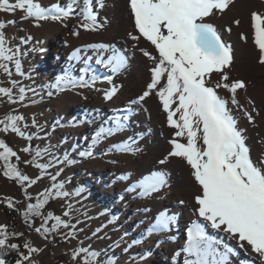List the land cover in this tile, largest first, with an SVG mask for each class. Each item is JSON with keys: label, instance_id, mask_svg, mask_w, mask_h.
I'll list each match as a JSON object with an SVG mask.
<instances>
[{"label": "snow or ice", "instance_id": "obj_1", "mask_svg": "<svg viewBox=\"0 0 264 264\" xmlns=\"http://www.w3.org/2000/svg\"><path fill=\"white\" fill-rule=\"evenodd\" d=\"M235 2L236 0H128L129 14L134 20L136 32H130L129 38L132 41L144 38L158 53L153 55L149 51L141 50L154 65L149 69L150 82L136 99L130 101V106L125 111L116 109L113 115L105 118L99 109H95L91 118L80 121L81 124L93 127L90 145L86 150L79 152L81 157L90 158L94 155V148L127 129L132 112L131 105L142 103L153 94L158 97L163 111L167 114V124L175 129L174 138L170 141L171 149L167 157L159 163L166 165L168 158H179L188 166L190 176L197 187L193 199L198 219L187 228L186 242L181 251L175 253L176 257L183 253V264H233V258L239 256L237 249L245 250L255 257L250 264H264V157L253 159L245 131L233 113L234 106L235 109L241 110L249 122H254L252 113L244 108L238 99L239 92L247 88L246 82L243 79H233L229 75L234 66L233 47L226 43L217 28L208 22V18L213 15L224 14L230 10L235 6ZM97 8H105V0H64L63 4L52 3L50 7H44L36 0H0V12L15 13L21 10L22 19H34L36 26L46 21L64 23L69 19H77L79 28L89 32L99 31L104 26L99 20V12L95 10ZM251 21L253 40L258 49V63L264 66V13L252 12ZM14 23V20L0 22V70L9 77L12 75L9 68L11 63H14L17 74L24 75L19 58L20 49L9 46L5 31ZM234 23L239 26L241 21L237 19ZM227 31L231 32L232 29L228 28ZM72 34L79 36L80 32L73 30ZM241 38L247 39L244 36ZM89 51L92 55L88 54ZM68 60L70 63L64 69V75L56 80L53 87L60 91L95 90L102 92L106 101H112L117 96L118 88L115 85L103 90L96 87L97 82L112 84V78H101L91 65L94 62L112 73H119L126 69L128 64V59L122 51L105 43H89L75 48ZM77 70L79 76L74 74ZM214 74L217 77L215 81ZM11 83V88L0 87V96L7 97L11 104L22 103L26 99V89L19 87L16 99L13 96V88L18 86V82L12 80ZM219 90H226L229 95L225 97ZM28 91L36 94L35 89ZM24 120L22 115L6 114L0 119V132H11L31 141L33 136L26 135L22 130L21 123ZM32 123L36 125L37 122L33 120ZM59 123L57 121L56 125ZM40 128L44 131L43 126ZM134 144L135 139L130 137L128 141L112 144L108 150L120 153L136 152L139 149L134 148ZM76 148L74 145L73 151ZM23 151L31 153L32 149L25 147ZM42 155L51 158L46 163H40L38 158ZM12 158L21 160L18 152L5 140L0 139L3 176L18 183L24 189L25 197L31 200L32 197L24 186L36 185L38 181L24 174L17 163L12 162ZM24 163L34 165L52 181L50 188L41 192L35 203L26 205L22 212L24 223L32 227L34 218H40V226L33 227V231L45 241L50 234L59 233L62 229H69L65 235L75 238L76 224L65 219L71 216V204H68V210L62 214L65 218L51 212L45 215L43 210L53 198H67L73 195L64 190V182H57L64 171L63 167L58 165H72L77 161L71 159L67 152L61 159L49 146L43 152L36 149L32 160ZM51 168H56L54 174L48 171ZM126 178L120 177L122 180ZM167 185L168 174L156 171L126 187L125 191L135 193L138 197H152ZM84 191L85 189L80 187L74 195L78 196ZM0 203H6L9 209L19 211L16 208L18 202H14L10 197L0 200ZM114 220L115 218L110 223ZM176 220L175 215L161 211L155 216L154 223L147 228L146 233L151 236L153 233L167 232ZM49 221L54 223L49 226ZM209 225L235 240L237 248L223 245L220 240L210 235L206 231ZM79 231L83 232V229ZM100 231L101 229L97 228L92 232V236L99 239ZM23 236V232L10 230L8 225L0 224V264H8L5 254L10 251L17 254L14 264H36L33 256L43 251L42 248L33 246L29 241L22 245L10 242L13 238ZM81 244L83 245V242ZM114 246L118 248L119 243ZM24 249H27V252L23 251ZM71 257L73 260L82 258V264H116L114 254L109 256L102 250H93L90 246L73 249Z\"/></svg>", "mask_w": 264, "mask_h": 264}, {"label": "rangeland", "instance_id": "obj_2", "mask_svg": "<svg viewBox=\"0 0 264 264\" xmlns=\"http://www.w3.org/2000/svg\"><path fill=\"white\" fill-rule=\"evenodd\" d=\"M36 2L44 7H50L52 3L63 4L64 0H36ZM254 11L264 13V0H236L234 7L224 14L213 15L208 18V22L217 28L220 35L225 34L227 29L231 28L240 43L241 54L256 60V68L259 74L264 76V66L258 63V49L253 40L251 13ZM102 14L108 16L102 12L99 13V19ZM241 15L247 20L246 28L234 23L238 17L240 20ZM22 16L21 10L15 13L0 12V22L15 21L5 31L9 38V46L20 49L21 71L24 73L22 76L17 74L14 63L9 64L12 75L9 77L3 70H0V87L11 88V81H17L18 86L13 88V96L16 99H18L19 87L26 89V99L22 103L11 104L7 101V97L0 96V119H3L6 114L24 116L25 120L21 123L22 130L26 135H32L33 139L27 141L11 132H0V139L5 140L14 151L18 152L21 160L17 161L15 158L12 160L22 166L21 170L24 174L31 179H37L36 185L26 184L24 186L33 199H37L41 192L50 188L52 183L51 179L34 165L24 163V161L32 160L36 149L43 152L45 148L51 146L52 152L61 159L67 152L71 159L77 161L72 165H58V167H63L64 171L58 177L57 182H64V190L73 195L67 198H53L52 206L44 212L47 215L48 212L53 211L56 215L62 216L63 212L68 210V204H71V216L66 218L62 216V218L69 219L76 224L77 234L75 238H69L65 235L69 229H62L59 233L50 234L48 240L45 241L33 231V227L40 226V218H34L35 223L32 227L24 223L22 212L28 204L24 189L18 183L3 176V162H0V200L12 198L14 202H18L16 208L19 211L10 209L13 210V215L10 216L4 208L7 206L6 203H0V224H6L10 230L24 233L23 237L13 238L10 242L22 245L25 241H29L33 246L43 249L33 256L36 264H82V258L73 260L71 257L72 250L80 246L102 250L109 256L114 254L116 264H157L159 258H163L165 253L171 254L172 243L167 232L153 233L151 236L146 233L147 228L154 223L150 197H138L135 193L125 191L126 187L139 180L130 174L129 165L137 158L143 159V154L109 151L112 144L121 143L118 134L94 148L93 157H81L79 152L86 150L91 143L93 127L81 124L80 121L91 118V115L95 114L94 110L102 97L101 92L90 89L60 91L53 87L56 80L64 75V69L70 63L68 57L75 48L89 43H99L102 39L101 34L99 36V31L89 32L80 29L77 19H69L64 23L46 21L36 26L34 19L24 20ZM127 25L126 37L131 32L133 23L127 22ZM73 30L79 31L80 35H73ZM244 33L248 41L241 38ZM148 43L149 46L144 50L156 55L154 46ZM129 46L134 48L135 45L129 43ZM137 53H139L138 50ZM140 57L144 65L153 64L143 55V52ZM91 67L101 78L104 76L112 78V74L103 66L93 62ZM74 74L80 75L78 70ZM229 75L233 79H243L231 72ZM216 78L214 74L213 81ZM108 85L107 82H97L96 87L103 90ZM28 89H35L36 94ZM219 91L225 97L229 95L226 90ZM50 92L52 95H49ZM255 93L264 104L263 94L259 91ZM238 99L243 107L248 109L245 103L247 102L246 90L239 92ZM144 103L149 109L153 122H161L169 127L167 114L163 111L157 96H149ZM233 113L245 131L253 159L264 157V129H258L259 113L254 112V122H249L241 110L235 109L234 106ZM33 120L37 122L36 125H33ZM57 121L60 122L59 125H56ZM40 126H43L44 131H41ZM173 133L171 131L167 140H170ZM74 145L77 146L75 151H73ZM25 147L32 149V152H24ZM170 149L168 148V151ZM50 158L48 155H42L38 158V162L46 163ZM168 160L184 176L189 188L197 192L186 163L179 158H168ZM48 171L54 174L56 168ZM122 176L127 178L122 180L120 179ZM80 187H83L85 191L78 196L74 195ZM122 196L123 199H121ZM193 208L195 210V204ZM113 218H115L114 222L110 223ZM97 228L101 229L98 233L99 239L92 236V232ZM79 229H83V232ZM135 241H140V243H134ZM115 243H119L118 248L114 246ZM23 251L27 252V249ZM103 258L102 256L101 259Z\"/></svg>", "mask_w": 264, "mask_h": 264}, {"label": "bare ground", "instance_id": "obj_3", "mask_svg": "<svg viewBox=\"0 0 264 264\" xmlns=\"http://www.w3.org/2000/svg\"><path fill=\"white\" fill-rule=\"evenodd\" d=\"M105 6L107 7L96 9L97 12H103L108 15H100L99 20L103 22L104 26L99 30V36L101 34L102 37L99 43H105L119 49L128 59L126 69L121 70L119 73H112L109 69L103 67L112 74V84H109L106 89H110L113 85L118 88L117 96L112 101L104 100L101 92L102 97L96 109H99L103 116L107 118L113 115L116 109L125 111L130 106V101L136 99L142 93L150 82L149 69L154 65L152 63L144 65L141 62V50L149 46V43L142 37L139 41H132L129 35L126 37L127 22L133 23L131 33L136 34L134 20L129 14L128 0H105ZM240 21V25L246 28L245 23L247 20L245 16L241 15ZM244 37H247L245 33ZM221 38L232 45L233 51H235L234 66L230 72L238 77H243L246 82L247 102L245 103L252 115L255 111L259 113L258 129H264V104H262V101L259 100L255 93V91H259L264 96V76L259 74V70L256 68V60L241 54V46L234 32L227 31L221 35ZM244 40L248 41V38ZM129 43L135 45L134 48H132L133 46L130 47ZM137 50L139 53H137ZM88 54L92 55V52L89 51ZM163 83L164 81L162 80L161 84ZM131 108L132 112L128 127L119 134V138L121 142L128 141L130 137L134 138L135 144L133 147L139 149L136 152L143 154V159L137 158L132 162L129 165V172L136 179H142L144 176L156 171L166 172L168 174V185L161 189L159 193L150 197V207L153 218L159 215L161 211H167L170 215L177 217L176 223L167 231L172 243L171 254L165 253L163 258H159L157 264H183V253L179 257H176L175 253L181 251L182 246L186 242L187 228L191 226L194 220L198 219L193 208V204H195L193 197L196 192L189 188L184 176L176 167L169 162L166 165L159 163L161 159L167 157L168 148H171L170 141L174 138V133L171 135L170 140H167V136L170 135L171 131L175 132V130H171L168 126L161 124V122H153L149 109L144 102L131 105ZM253 128L256 129L255 126ZM206 231L220 240L223 245L234 249L237 248V242L227 234L212 229L210 225L206 228ZM237 250L239 251V256L233 258V264H250V261L255 260V257L247 251Z\"/></svg>", "mask_w": 264, "mask_h": 264}, {"label": "trees", "instance_id": "obj_4", "mask_svg": "<svg viewBox=\"0 0 264 264\" xmlns=\"http://www.w3.org/2000/svg\"><path fill=\"white\" fill-rule=\"evenodd\" d=\"M12 162L13 163H15V161H13L12 160ZM18 165V164H17ZM18 167L21 169L22 168V166H20V165H18ZM23 172V171H22ZM24 173V172H23ZM26 198V200L28 201V203H35V201H36V199H31V200H28L27 199V197H25ZM53 202H54V200L52 199L51 201H50V203L46 206V208L43 210L44 212L45 211H47L51 206H52V204H53ZM4 208H5V210H6V212L10 215V216H12L13 214V210H10L7 206H4ZM51 213L52 214H54V215H56L53 211H51ZM54 223V221H49V226H51V224H53ZM6 255V259L8 260V264H14V262H15V260H16V258H17V254L15 253V252H8V253H6L5 254Z\"/></svg>", "mask_w": 264, "mask_h": 264}]
</instances>
